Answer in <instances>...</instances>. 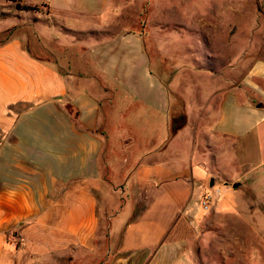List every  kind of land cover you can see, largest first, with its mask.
<instances>
[{"label": "crops", "instance_id": "0c3cea01", "mask_svg": "<svg viewBox=\"0 0 264 264\" xmlns=\"http://www.w3.org/2000/svg\"><path fill=\"white\" fill-rule=\"evenodd\" d=\"M27 1L49 13L17 17L0 44V264H198L183 235L207 191L194 202V162L213 174L227 138L264 153V57L223 65L209 20L215 86L174 100L125 25L145 0Z\"/></svg>", "mask_w": 264, "mask_h": 264}, {"label": "rangeland", "instance_id": "374dc122", "mask_svg": "<svg viewBox=\"0 0 264 264\" xmlns=\"http://www.w3.org/2000/svg\"><path fill=\"white\" fill-rule=\"evenodd\" d=\"M140 1L139 4L142 3ZM27 2L8 0L9 5L5 7L6 1L0 0V32L11 27L17 17L30 21L48 18L49 12L42 4L29 5ZM258 2L145 0L144 9L140 12L138 3H133L129 17L124 21L126 27L146 33L148 52L152 59L150 66L154 70L161 69L172 99L196 104L215 86L213 81L209 84L205 79L206 71L213 72L222 67L213 66L207 59L208 45L204 36L208 27L205 24L209 20L213 21L210 29L217 41L211 45L222 49L223 65L240 62V65L237 63L238 69L245 70L248 62L264 57V10L260 9ZM17 4L35 6L37 10L23 9L27 13L18 15ZM230 4H235L241 11L230 10ZM222 9L226 12H219ZM26 28L22 27L24 31ZM8 30L2 32H6L1 36L3 39L12 37L13 31ZM39 54L46 56L49 53ZM222 140L219 136L213 137L211 143ZM226 141V153L216 157L214 162V175L209 170L206 173L200 160H195L194 166L199 177L194 202L200 200L199 191L207 190L216 199L214 193L220 190L219 198L213 202L211 209L214 207L221 211L222 207L224 211L236 209L241 213L212 215L211 209L200 210L202 215L199 222L184 230L186 245L198 264H264V153L248 149L240 154L236 152L233 141L228 138ZM202 144L206 147L207 141L204 140ZM212 177L217 180L214 187L209 185ZM235 182H240V185L234 187Z\"/></svg>", "mask_w": 264, "mask_h": 264}, {"label": "built area", "instance_id": "2783aa9c", "mask_svg": "<svg viewBox=\"0 0 264 264\" xmlns=\"http://www.w3.org/2000/svg\"><path fill=\"white\" fill-rule=\"evenodd\" d=\"M215 197H219L220 195V190H218L217 193H214ZM216 199L213 198V195H211L210 193L208 192H205L202 196V199H201V206L203 208V210H209L211 209V207L213 206V202L215 201ZM15 245V243H14Z\"/></svg>", "mask_w": 264, "mask_h": 264}, {"label": "trees", "instance_id": "16d2710c", "mask_svg": "<svg viewBox=\"0 0 264 264\" xmlns=\"http://www.w3.org/2000/svg\"><path fill=\"white\" fill-rule=\"evenodd\" d=\"M17 7L19 9L37 10V8L35 6H21L20 4H17ZM11 31H12V29L8 30L7 32H11ZM5 33L6 32L1 33V35H0V44L8 40V37H6V39H3V37H1Z\"/></svg>", "mask_w": 264, "mask_h": 264}, {"label": "water", "instance_id": "95a60500", "mask_svg": "<svg viewBox=\"0 0 264 264\" xmlns=\"http://www.w3.org/2000/svg\"><path fill=\"white\" fill-rule=\"evenodd\" d=\"M174 127H176V123H174ZM216 183H217L216 178H215V177H212V178L210 179V183H209V185H210V187H214V186L216 185ZM239 185H240V182H235V183L233 184L234 187H238Z\"/></svg>", "mask_w": 264, "mask_h": 264}]
</instances>
